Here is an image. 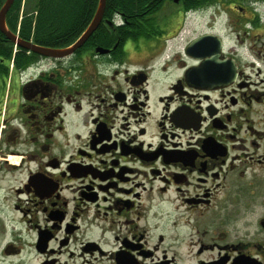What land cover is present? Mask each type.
Masks as SVG:
<instances>
[{
	"label": "flooded vegetation",
	"instance_id": "flooded-vegetation-1",
	"mask_svg": "<svg viewBox=\"0 0 264 264\" xmlns=\"http://www.w3.org/2000/svg\"><path fill=\"white\" fill-rule=\"evenodd\" d=\"M208 6L181 49L119 15L59 58L0 28V264H264V0Z\"/></svg>",
	"mask_w": 264,
	"mask_h": 264
},
{
	"label": "trees",
	"instance_id": "trees-1",
	"mask_svg": "<svg viewBox=\"0 0 264 264\" xmlns=\"http://www.w3.org/2000/svg\"><path fill=\"white\" fill-rule=\"evenodd\" d=\"M99 0H14L7 12L10 30L21 39L42 47L71 45L92 20ZM165 0H106L103 17L119 15L125 20L123 38L144 36L157 28L152 15ZM217 0H180L184 11L198 10ZM5 0H0V9ZM108 28L100 24L98 28ZM96 32L95 34H97ZM94 34V35H95Z\"/></svg>",
	"mask_w": 264,
	"mask_h": 264
},
{
	"label": "water",
	"instance_id": "water-1",
	"mask_svg": "<svg viewBox=\"0 0 264 264\" xmlns=\"http://www.w3.org/2000/svg\"><path fill=\"white\" fill-rule=\"evenodd\" d=\"M170 1H173L174 3H176L178 0H170ZM13 2L14 0H5L4 4L2 5L0 9V28L3 31V33L8 37V39L12 43L18 46H23L28 49H31L32 51L39 53L40 55L45 56V57L59 58V57L67 56L73 53L76 49L81 47L87 41V39L93 34V32L97 29V27L102 21L106 0L98 1L95 14L92 20L90 21V23L88 24V26L86 27V29L75 40V42H73L71 45L64 47V48H49V47L37 46L31 41L23 40L19 38L15 33L9 31L5 26V15ZM105 24L111 27L110 21H105ZM215 43H218V41L213 40L212 36H208V35L201 36L197 39H194L189 44L188 49L190 51H195L197 48L196 46L198 45H201L203 49V47H205L207 44L210 45V44H215ZM201 52L202 54L205 55V54H210L209 52L211 51H209V48H206L205 50H202ZM216 56L217 55L211 56L207 60V63L205 64V66H213L214 65L213 63L216 62V59H215Z\"/></svg>",
	"mask_w": 264,
	"mask_h": 264
},
{
	"label": "rangeland",
	"instance_id": "rangeland-1",
	"mask_svg": "<svg viewBox=\"0 0 264 264\" xmlns=\"http://www.w3.org/2000/svg\"><path fill=\"white\" fill-rule=\"evenodd\" d=\"M246 5V4H245ZM252 8L258 9L256 5H251L249 9L252 11ZM178 6L172 3L169 0H166L160 10L155 14V25L163 32L164 35H171L175 33L179 28L178 33L168 40V44L176 46L177 49H181L186 42L192 40L198 34L205 31L218 30L217 27L222 25L220 19H216L213 24L212 19L209 14H196L191 13L186 17H180L178 12ZM181 25V26H180ZM214 25V26H213ZM168 83H164V86H167Z\"/></svg>",
	"mask_w": 264,
	"mask_h": 264
}]
</instances>
